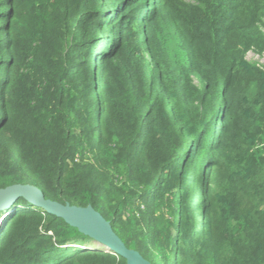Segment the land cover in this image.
I'll return each mask as SVG.
<instances>
[{"label": "trees", "instance_id": "16d2710c", "mask_svg": "<svg viewBox=\"0 0 264 264\" xmlns=\"http://www.w3.org/2000/svg\"><path fill=\"white\" fill-rule=\"evenodd\" d=\"M245 2L0 0V188L90 204L152 264H264V67L239 51H264V0ZM13 205L0 264H126Z\"/></svg>", "mask_w": 264, "mask_h": 264}, {"label": "water", "instance_id": "95a60500", "mask_svg": "<svg viewBox=\"0 0 264 264\" xmlns=\"http://www.w3.org/2000/svg\"><path fill=\"white\" fill-rule=\"evenodd\" d=\"M22 197L34 207L63 219L68 225L90 237L96 247L123 257L126 264H152L135 249L128 248L113 231L112 226L90 204L86 206L64 204L46 198L39 187L32 183L13 184L0 188V212Z\"/></svg>", "mask_w": 264, "mask_h": 264}, {"label": "rangeland", "instance_id": "374dc122", "mask_svg": "<svg viewBox=\"0 0 264 264\" xmlns=\"http://www.w3.org/2000/svg\"><path fill=\"white\" fill-rule=\"evenodd\" d=\"M263 0H246L245 5H244V10L241 13V17L245 18L247 15V12L250 10L255 9L259 4H261ZM258 21H259V26L262 29V31L264 32V10H261L260 13L258 14ZM239 40H237L238 42ZM239 51L240 54H242V56H244V58H246L248 61H250L253 64L258 65L259 67H264V51L262 53H256L253 50H247L245 48L239 47ZM14 202L9 205L8 208L4 209L1 213H0V222L1 219L7 214V210H9L10 208H12L14 205ZM76 247H82V245L78 246L75 245ZM84 247L86 248L87 246L84 245ZM91 247H96V244H92Z\"/></svg>", "mask_w": 264, "mask_h": 264}, {"label": "bare ground", "instance_id": "6f19581e", "mask_svg": "<svg viewBox=\"0 0 264 264\" xmlns=\"http://www.w3.org/2000/svg\"><path fill=\"white\" fill-rule=\"evenodd\" d=\"M79 246V245H78ZM81 248H84V247H81Z\"/></svg>", "mask_w": 264, "mask_h": 264}, {"label": "clouds", "instance_id": "9594fccd", "mask_svg": "<svg viewBox=\"0 0 264 264\" xmlns=\"http://www.w3.org/2000/svg\"><path fill=\"white\" fill-rule=\"evenodd\" d=\"M76 248H80V247H76Z\"/></svg>", "mask_w": 264, "mask_h": 264}]
</instances>
